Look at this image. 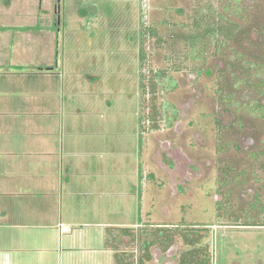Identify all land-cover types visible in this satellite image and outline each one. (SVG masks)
Wrapping results in <instances>:
<instances>
[{
	"label": "rangeland",
	"instance_id": "1",
	"mask_svg": "<svg viewBox=\"0 0 264 264\" xmlns=\"http://www.w3.org/2000/svg\"><path fill=\"white\" fill-rule=\"evenodd\" d=\"M85 3L96 6V16L90 18V21H86L82 15L81 8ZM193 3L194 0H0V24L11 25L16 19L34 23L32 21L35 18L48 23L49 19L59 14L69 28L80 29L76 37L73 33L67 39V48L71 46L78 52L79 66L72 72L67 60L66 67L70 70L68 74L72 72L74 75L101 76L99 80H89L90 86L84 85L79 91L70 92L82 106L80 115L92 121L94 118V130L88 126H85V129L94 131L93 135L99 138L101 146L108 144L114 148L115 162L119 164L115 167L116 176L120 174L126 186L132 183L135 188L138 187L136 171L133 169H137L140 157L141 164L146 165L142 166L146 183L140 205L136 191L129 189V196L122 197L119 193L121 189L116 187L114 192L110 190L109 198H101V222L125 225L138 221L177 224L184 220L209 224L211 264H264V226H241L235 224L239 222L233 218H220L215 214L214 205L220 192L216 191L220 184L217 180L222 176L216 168L230 161L241 166L245 161V152H216V147L223 144V141L220 137L222 131L218 130L215 119L218 117L227 121L230 118L222 112L223 104L215 93L217 67L222 65L220 60L209 55L204 65L200 62L185 61L182 69L171 72L176 81V88L159 98L176 106L178 111L175 121L170 127L161 122L160 129L143 134V151L141 156L138 153L140 141L137 82L140 23L154 25L161 39L165 40L163 44L156 46L154 38L147 39L145 51L148 57L144 70L147 71L148 67H169L171 60L166 56L175 55V63L179 60L178 55L182 51L183 43L176 37L181 32L180 23L187 20L186 15L191 11ZM57 4L58 12H54ZM179 9L183 12H179ZM257 12H254V19L250 17L247 25H257ZM246 13L245 17L252 16ZM94 20L113 24L90 26ZM113 32L119 38H115ZM123 32H126V36L121 38ZM62 33L61 30L57 34L61 36ZM91 33L93 39L88 40ZM250 39L255 40V37ZM245 48L252 50L249 43L241 39L238 50ZM238 92L236 91L235 97L245 94L239 95ZM89 99L95 102L94 106L88 105ZM232 112L236 115L235 111ZM246 121V128L243 130L229 131V134H226L231 142L236 140L241 145H247L246 138H263L264 131L255 130L260 122L255 119ZM164 143H171L174 148L179 147L198 169L196 179L190 182L189 195L186 192L179 193L178 188L175 191V181L160 167V155L166 152ZM115 177L114 179H117ZM247 182L245 188H252V184ZM226 186L229 191L232 190V197L238 201L236 203L243 205L245 209L251 193L242 196L239 192L240 186H232L230 183ZM220 187L224 193L225 187L219 185L218 188ZM233 209H237L236 204ZM92 246L98 251L102 249L101 234ZM182 248L184 245L178 239L175 247L169 249L162 259H159L158 251L152 249L153 259L147 264H177L176 250ZM62 254L66 255V252ZM52 255L57 259L55 251ZM70 257L77 264H89L87 258L80 257L78 252ZM98 259L102 260L103 257ZM52 264L57 263L52 261Z\"/></svg>",
	"mask_w": 264,
	"mask_h": 264
},
{
	"label": "crops",
	"instance_id": "2",
	"mask_svg": "<svg viewBox=\"0 0 264 264\" xmlns=\"http://www.w3.org/2000/svg\"><path fill=\"white\" fill-rule=\"evenodd\" d=\"M14 21L0 24V264H77L70 257L77 252L89 264H116L115 249L105 244L108 229H136L144 221L101 222L100 201L117 187L122 197L129 196V189L136 191L140 205L146 165L140 157L133 169L138 187L126 186L120 174L116 176L114 148L101 146L94 131L85 129L94 130V118L80 115L82 106L70 92L101 76L72 73L79 67L78 52L66 44L80 29L69 28L59 14L48 23L36 18L34 23ZM94 24L113 23L94 20L89 25ZM137 87L139 94V64ZM138 133L141 156L148 131L139 130V120ZM60 224L68 229L63 231ZM100 234L98 251L92 243Z\"/></svg>",
	"mask_w": 264,
	"mask_h": 264
},
{
	"label": "trees",
	"instance_id": "3",
	"mask_svg": "<svg viewBox=\"0 0 264 264\" xmlns=\"http://www.w3.org/2000/svg\"><path fill=\"white\" fill-rule=\"evenodd\" d=\"M81 9L83 16L96 14V6L92 3H85ZM178 11L183 12L181 9ZM254 12L258 13L257 25L252 23L247 25ZM245 13L252 16L245 17ZM186 18L185 22L180 23L181 32L176 37L183 43L182 51L178 55L179 60L175 63V55L170 54L166 56L171 60L169 67H148L147 71L144 70L148 57L145 51L147 39L154 38L156 46H160L165 40L161 39L154 25L140 23L138 51L140 131L158 130L161 128V122L167 127L172 126L177 109L172 103L159 97L176 88V81L171 72L182 69L185 61L200 62L204 65L209 55L221 61L222 65L217 67L216 73L215 93L218 99L235 98L238 83L243 78L252 86L257 80L256 70L259 73L258 83L264 87L262 64L264 54L258 58L260 62L247 59L242 65V54L238 50L241 39H245L249 45L252 44L250 36L254 33L261 34L264 38V0H194ZM243 19L245 20L242 21ZM229 104L236 105L235 102ZM228 201L229 199L225 198L224 203L217 202L215 209L218 217L230 220L233 218L239 222L235 224L241 226H264V216L259 215L264 211V207L258 209L259 214L252 213V208L255 207L252 204L242 214H232L234 209L227 205ZM107 232L105 244L115 249L116 264H146L153 259L152 249L164 255L166 251L175 247L178 239L184 248L176 250L177 264H211L212 261L208 241V236L211 235L209 224L190 223L184 220L177 224L143 222L136 229L112 228ZM123 237L127 241H124Z\"/></svg>",
	"mask_w": 264,
	"mask_h": 264
},
{
	"label": "flooded vegetation",
	"instance_id": "4",
	"mask_svg": "<svg viewBox=\"0 0 264 264\" xmlns=\"http://www.w3.org/2000/svg\"><path fill=\"white\" fill-rule=\"evenodd\" d=\"M56 8L58 9V4L56 5ZM250 37H255V40H252V44L250 45L252 46V50L241 49L239 51L243 58L241 59L242 65H244V62H246L247 59L254 62H260L258 58L264 54L263 35L254 33ZM262 64H264V61ZM256 71L257 80L256 82H253L252 86H249L245 78L238 83L236 91H239V95H242L243 93L245 94L230 99H218L224 107L222 112L228 114L230 118L227 121H223L218 117L215 119V124L218 127V130L222 131V136L220 137L223 141V144L216 147L217 154H221L223 152L225 153V151L227 152L228 150L240 151L241 153L245 152L243 157L245 161L243 165L240 164L241 166H239L237 162L230 161L216 168V170H219L222 175L219 177L220 179H218L217 182L218 184L220 182L219 185L225 187V191L222 193V187L219 189L218 185L216 191H220L219 198L215 202L214 206L216 208L218 201L224 203L225 198H228V204H225L231 206L232 210L235 207V204L237 206V209H234L232 214H237L238 212L242 214L251 206V204L256 207H254V209L252 208V213L259 214L258 209L260 207H264V136L263 138H256L255 140L246 138L248 143L247 145H241L236 140L231 142L226 136L229 131L239 132L246 128L245 124L248 119L258 120L260 123L255 130H258V132L264 131V87L258 83L259 73L258 70ZM231 102H235L236 105H230L229 103ZM232 111H235L236 115ZM163 147L166 149V152L160 155V167L168 173L171 180L175 181V191L178 188L179 193L186 192L187 195H189L188 192L191 190L190 182L192 179H196L198 169L190 161V159L182 153L179 147L175 146L174 148L171 143H164ZM246 181H248L247 184H252V188H245ZM228 183L232 186H240L241 188L239 192L242 196H246L247 193H251L248 201L246 202L245 209H243V205L236 203L237 200L235 201L232 197V190L229 191L226 186ZM259 215L264 216V211ZM167 252L168 251H166V253ZM157 253L160 256L159 259L164 258L166 254L162 255L160 251Z\"/></svg>",
	"mask_w": 264,
	"mask_h": 264
},
{
	"label": "built area",
	"instance_id": "5",
	"mask_svg": "<svg viewBox=\"0 0 264 264\" xmlns=\"http://www.w3.org/2000/svg\"><path fill=\"white\" fill-rule=\"evenodd\" d=\"M60 226L62 227L61 229H62L63 231H66V230L68 229L67 226H65V225L60 224Z\"/></svg>",
	"mask_w": 264,
	"mask_h": 264
}]
</instances>
